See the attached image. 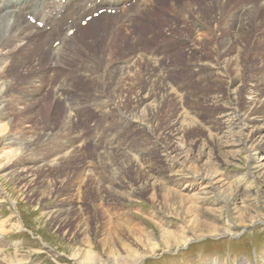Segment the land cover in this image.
<instances>
[{
	"label": "rangeland",
	"instance_id": "rangeland-1",
	"mask_svg": "<svg viewBox=\"0 0 264 264\" xmlns=\"http://www.w3.org/2000/svg\"><path fill=\"white\" fill-rule=\"evenodd\" d=\"M257 5L258 0H156L153 11L135 14L139 21L131 38L122 33L113 43L106 31L114 18L103 17L69 39L54 74L34 65L37 49L19 55L11 50L15 42L2 48L0 71L15 83L4 90L0 106V124L8 120L0 132V264H89L74 256L86 249L107 262L100 264L116 258L120 264H264V179L255 178L247 152L234 158L235 152L220 147L236 136L219 132L223 105L216 99L224 98L227 85L221 68L212 66L221 63L222 48L232 54L244 49L236 56L243 85L236 107H248L246 88L257 80L261 103L255 111L264 114V54L257 56L264 49V6ZM115 11L102 8L78 24L86 27L89 18ZM125 24L131 25L128 19ZM137 51L140 60L130 62ZM68 105L74 109L69 118ZM7 133L33 140L11 155ZM202 148L208 160H216L213 170L227 188L198 198L202 187L192 176ZM182 154L193 161L175 168L172 161ZM191 216L198 221L194 226ZM207 224L215 231L199 235Z\"/></svg>",
	"mask_w": 264,
	"mask_h": 264
},
{
	"label": "bare ground",
	"instance_id": "bare-ground-1",
	"mask_svg": "<svg viewBox=\"0 0 264 264\" xmlns=\"http://www.w3.org/2000/svg\"><path fill=\"white\" fill-rule=\"evenodd\" d=\"M262 6H264V0H258L257 7H262ZM102 8H105L106 10L115 9L116 10L115 15L111 16V15H108L106 12H104V13L99 14L97 16V18H93V17L89 18L88 22L86 23V25H87L86 27H81L78 24V22L85 20L89 16H92L94 13H96L98 10H100ZM155 8H156V0H0V52H2V48L6 44L11 43V42L17 43L16 45L13 46V48H11V50L19 52V55H20V53L23 55H28V54H31L30 52H32L34 49H37L36 52L39 55V59L37 60V62L34 65H38V66L44 65L43 66L44 69L45 68L50 69L48 72L49 73L53 72V74H54L55 70L57 68H59L62 64V62H60V61L63 59L64 55L66 53H68V49H70L68 42L73 41L75 37L80 35V32H85V31H87V29L90 30L91 27L94 26V24H96L101 18H103V17H105V18L109 17L110 19L114 18V21L111 20L113 23V26L109 27L110 30H108L109 28H107V31H106L109 33L108 34L109 39H107V40H109V41H111V43H113L115 41V39L117 41H119L118 38L122 36V33L129 35L131 38L132 34H130V33L133 31L134 27L137 25L136 20L139 21V19H135L136 13L137 14L140 13V15H141L142 11H149L150 12V11H153ZM128 9H130V11H131V13L129 12L130 14L127 12ZM237 14H239V13H237ZM241 14H244V13H241ZM249 14H247V15H249ZM122 17H126L125 20ZM245 18H247V17H245ZM127 19L129 20V23H131V25L127 26V29H126V24L128 22L126 24H125V22ZM36 23H41V27L40 28L36 27ZM145 23L148 24V29L151 28V24L148 21V19H147V22H145ZM237 23H238V21H237ZM132 25H134V26H132ZM145 25H143L141 27L142 32H146V30H144ZM246 26L247 25L244 22L239 24V27H241V29L245 28ZM87 27H89V28H87ZM237 27H238V25H237ZM118 28H122L121 34L118 33V30H119ZM72 29L74 30L73 34H69V31ZM91 31H93V30H91ZM103 32H105V31H103ZM93 33H96V32H93ZM98 33L99 34H95V35H97V37H100L101 40L102 39L105 40V36H103V34H100L101 32H98ZM44 34L45 35L50 34V37L49 38L47 37L48 40ZM241 35L242 34H240V36ZM197 36H198V34H197ZM70 38H71V40L69 41ZM243 38H247L246 32H243L242 39ZM26 40H27V42H26ZM38 40H40V41H38ZM196 40L200 41V40H198V38H196ZM56 41H58L57 45H55ZM229 41H230V39H229ZM241 42L245 47L246 43L243 41H241ZM44 45H46V46H44ZM195 45H194V47H195V49H197L196 47H198V46H195ZM59 46L62 47L61 52L56 51ZM227 48L228 47H225V48H222L220 50V53H222L224 55V57L222 58V61L219 60V61H221V63H217V64H214L212 66H213V68H221V74L219 72L218 75L220 74L221 77L226 79L224 81H225V84L227 85L226 94H225L224 98L216 99L218 103L223 105V113H221L218 116V120L221 123V126L219 127V132H221V134L223 136L226 134H230L232 136V134H234L236 137L233 138L234 139L233 142L227 143V144L220 146V147H223L225 149L226 153H229L230 151L232 153L235 152L234 155L232 154L233 156L230 153V155L234 158H235L236 152H238V151L247 152V154H248L247 160L253 162L255 164L254 167H256V175H255L256 177L255 178L258 180H262V179H264V114H258V112L255 111V109H256L255 107L261 101V99H259V96H258L259 91H260L259 86H258V82H256L257 80H255L254 82H250L249 87L246 88L245 105L248 107L246 109H244V108L238 109V107H236V106H238L237 105L238 95H239L241 87L243 85H242V82L240 80L241 74H242V71L239 67V61L240 60L236 56H239L244 51V49H235V51L233 49L232 51H233V53L234 52L235 53L232 54L228 51L229 49H227ZM263 50L264 49H262V51L260 50L257 53L258 57H261L264 54ZM104 51H105V48H104ZM36 52H32V53H36ZM148 52H152V51H148ZM123 54H124V52H123ZM141 55H142L141 51L134 52L130 56L131 57L130 62H132V63L138 62L140 60ZM150 56H157V54H152ZM150 56H148V57H150ZM157 59H158V57H157ZM55 62H59V63L56 64ZM128 65H129V63H128ZM57 70H56V72H57ZM1 71H0V106H2V102L4 101V90L8 89L10 85L15 83L14 79H10V77L8 78V76H6V74H4L5 72H3V71L1 72ZM229 71L231 72L230 74H229ZM68 75H70V73H68ZM72 75H73V73H72ZM66 77H68V76H66ZM198 78H199V76H198ZM64 80L65 79H63V81ZM157 80H160V79H157ZM221 80L223 81L222 78H221ZM232 85H233L232 88H228V87H231ZM56 86H57L56 90H54V91L57 92L56 94L58 95V97H62V95L64 93L59 91V89L62 90V88H60L57 84H56ZM262 92L264 93L263 90H262ZM148 98L145 97L144 101H148L149 100ZM174 99H176V98H174ZM36 104H37V101H36ZM144 106H146V105H144ZM0 111H1V107H0ZM73 111H74V109L72 108V106H69L68 112L66 114L68 116V118L73 115ZM3 115H4V113H3ZM3 115H0V119L5 118V116H3ZM135 116H134V118H135ZM142 116H143V114H142ZM179 119H182L181 116ZM6 122L8 123V120ZM6 122H3V124H0V132L1 131L4 132L6 130V128H7ZM172 122H174V120ZM181 123H183V122H181ZM190 125H191V123H190ZM140 129H141V127H140ZM184 129H185V127H184ZM182 130H183V128H182ZM67 131L68 130H66V132ZM48 133H49V131H48ZM2 134H4V133H2ZM7 134H9V133H7ZM20 135H14V134L10 133L6 137H4L6 140V144L14 145L13 151L10 150L11 155H15L16 153L22 151L33 140V138L31 137L32 135L27 136V137H21ZM45 135H46V133H45ZM226 136H228V135H226ZM221 140H223V139L221 138ZM217 143H218L217 144V146H218L219 142H217ZM258 151H260L259 157H254V155ZM132 154L133 153H131V155ZM197 155H199V158H197L199 160L195 161V163L197 164L196 165L197 169L195 168L196 170L194 171L195 175L192 176L188 171V173L193 177L194 180H196V181L199 180V183L202 187V188L198 189L197 192H195L196 196L198 198H203L204 196H207V194H210V192L212 190H214L216 187L219 189V191L221 193L224 192L225 189L227 188L225 186L226 183L222 180V178L219 177L216 169L213 170L214 165L212 166V163L215 164L214 162H216V160L215 161L211 160V159L208 160L207 156H206L207 152L204 150V148L200 149L199 154H197ZM133 156H135V155H133ZM213 156L215 157V155H213ZM213 156H211V158H214ZM172 157L174 158V156H172ZM181 158H184V159L182 160ZM7 159H8V157H7ZM192 161H193L192 158L186 157V154H182L181 156H179L177 158L175 157L174 161H172V164L175 168H177V167H179L178 165H181L183 163L185 164V162L190 164V163H192ZM249 161H247V162H249ZM250 167H251V165H250ZM17 168L21 169L23 167H17ZM179 168H182V167H179ZM20 171H24V169H22ZM151 180H153V179H151ZM204 183H207V184L203 186L202 184H204ZM4 195H6V194H4ZM8 198L9 197H7V199ZM195 201H197V200H195ZM51 212H52V210H51ZM254 218L255 217H253L252 220H254ZM195 222H198V221L196 220V218L191 216V219H189L188 223H190L192 226H194L193 223H195ZM203 222L205 223V221H203ZM204 223H203V225H204ZM250 223H252V222H250ZM4 224L5 223H0V233H3L5 230ZM13 225L15 226V224H13ZM16 225H17V228H19V224H16ZM208 226L209 225L207 224V226L205 225L204 229H200L199 235L203 234V233H209V232L215 231L216 227H214V229H212V228H209ZM194 230L195 229H193V233L195 232ZM204 231H207V232H204ZM166 233H168V236L171 235L174 239L177 237V234L174 232H168L167 231ZM219 233H221V232H217L216 234L218 235ZM222 233H226V231H222ZM191 239H193V238L191 237L190 240ZM77 255L81 256V262H86L89 264H93V263L100 264L101 262H105L104 259H101L91 249H86L82 253L78 252L77 254H74V256H77ZM112 258H116V257H112ZM116 259H115V261H113V264H120V260H116ZM121 261H122V259H121ZM105 263H107V262H105Z\"/></svg>",
	"mask_w": 264,
	"mask_h": 264
}]
</instances>
